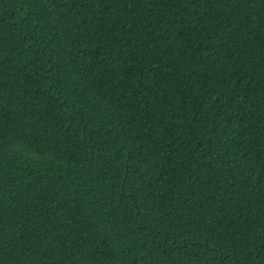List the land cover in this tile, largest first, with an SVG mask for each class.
I'll return each instance as SVG.
<instances>
[{"label": "trees", "instance_id": "obj_1", "mask_svg": "<svg viewBox=\"0 0 264 264\" xmlns=\"http://www.w3.org/2000/svg\"><path fill=\"white\" fill-rule=\"evenodd\" d=\"M0 264H264V0H0Z\"/></svg>", "mask_w": 264, "mask_h": 264}]
</instances>
